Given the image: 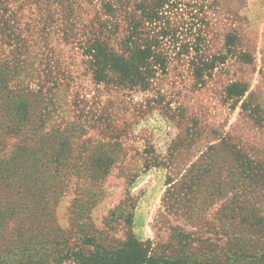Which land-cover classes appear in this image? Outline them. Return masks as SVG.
<instances>
[{
	"label": "rangeland",
	"instance_id": "obj_1",
	"mask_svg": "<svg viewBox=\"0 0 264 264\" xmlns=\"http://www.w3.org/2000/svg\"><path fill=\"white\" fill-rule=\"evenodd\" d=\"M85 4L0 0V264L9 263L4 253L17 263L20 247L30 251L24 262L53 264L46 245L51 228L67 230L76 216L118 241L131 233L170 260L225 247L232 234L264 237V124L250 121L243 110L250 102L264 112V0L210 2L199 13L204 24L189 14L197 13L196 4L183 7L174 19L179 45L198 38L201 49L214 55L234 36L238 52L253 63L229 59L206 84L196 85L188 64L195 52L174 59L168 42L174 60L149 92L94 81L78 23ZM236 81L249 84L250 91L232 107L225 88ZM39 92L47 99L44 125L34 121ZM251 92L255 96L247 101ZM165 106L183 109L182 122ZM37 126L53 154L39 152ZM60 132L68 137L69 159L57 173L52 157ZM224 137L234 148L223 145ZM169 154L172 167L156 164Z\"/></svg>",
	"mask_w": 264,
	"mask_h": 264
},
{
	"label": "trees",
	"instance_id": "obj_2",
	"mask_svg": "<svg viewBox=\"0 0 264 264\" xmlns=\"http://www.w3.org/2000/svg\"><path fill=\"white\" fill-rule=\"evenodd\" d=\"M210 2L216 4L217 0H99L96 5L93 0H86V9L78 23L81 25L85 38L82 48L84 63L94 81L104 85L111 84L127 91L149 92L152 90L154 81L160 75L167 74L172 60L192 55V52L196 55L192 56L188 64L196 85L206 84L213 72L219 66L227 64L229 59L237 58L241 62L252 64L253 59L249 54L238 52L237 37L234 36L227 37L225 51L214 55H207L201 49L203 42L198 38L193 44L179 45L176 41L180 30L176 28L174 19L184 14L183 7L196 4L193 8H198L197 13L193 12L194 9L189 14L192 15V20H196L198 24H204V18L199 13L203 12L205 5ZM3 30L4 28L1 27L0 34ZM201 30L199 29L198 32ZM168 38L172 41H165ZM168 42L174 47V59L167 55L165 45ZM177 48L183 49L185 55L176 51ZM249 91V84L242 81L233 82L225 88L226 101L231 102L233 107L239 104ZM254 96L255 93L251 92L247 96V101ZM46 103L47 99L44 95L37 93L35 104L38 107L34 109V121L37 125L45 123L41 112L46 108ZM165 107L167 112L175 113L172 119L177 118L182 122L183 109L174 111L170 106ZM243 110L250 121L259 125L264 124V112L259 106L246 102ZM29 118L28 116V120ZM192 119L194 122V117ZM195 125L193 128H196L197 125ZM25 129L26 125H22L20 130ZM35 134L37 138H42L39 141L41 143L39 152L43 155L53 154V151L48 152L47 141H43L48 135L42 137L38 126ZM54 138L56 143L52 158L56 164L54 172L58 173L61 161L69 159L65 152L69 143L68 137H64L62 132L57 133ZM221 140L223 145L234 148L230 143V137H224ZM235 153L241 155V151L235 150ZM174 162L172 154H169L168 159L158 160L156 164L172 167ZM243 165L249 167L248 164ZM151 166L149 162L147 167ZM22 173L25 175L26 169ZM80 206V202L75 200L74 207L78 209ZM50 215L54 217L53 211ZM83 220L84 217L76 216L75 219H71L69 229L64 231L53 225L51 228L53 238L46 243L53 254L55 260L53 264H264V237L253 241L244 234H232V239L225 247H203L191 255L185 254L183 258L170 260L151 251L150 247L139 242L131 233L124 241H118L104 231L98 230L94 223ZM131 220V214L125 218L129 228ZM241 221H247V218L244 217ZM37 237L39 234L36 235V239ZM38 242L39 247H45L44 239L39 238ZM41 248L39 251L35 248L33 250L41 255L43 254ZM18 250V260L14 264H30L32 261L24 262L29 250L21 247ZM4 254L2 259L11 264L13 257L7 253Z\"/></svg>",
	"mask_w": 264,
	"mask_h": 264
}]
</instances>
